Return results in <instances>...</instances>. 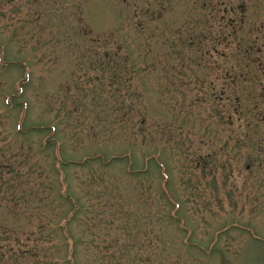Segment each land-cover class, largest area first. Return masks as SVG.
Returning a JSON list of instances; mask_svg holds the SVG:
<instances>
[{"label": "rangeland", "instance_id": "374dc122", "mask_svg": "<svg viewBox=\"0 0 264 264\" xmlns=\"http://www.w3.org/2000/svg\"><path fill=\"white\" fill-rule=\"evenodd\" d=\"M228 2L0 0V264H138L110 208L149 264H264V0Z\"/></svg>", "mask_w": 264, "mask_h": 264}, {"label": "trees", "instance_id": "16d2710c", "mask_svg": "<svg viewBox=\"0 0 264 264\" xmlns=\"http://www.w3.org/2000/svg\"><path fill=\"white\" fill-rule=\"evenodd\" d=\"M230 1L231 0H229V2ZM229 2H228V4H230ZM110 209H111V213H112V216H113V219H114L113 221L117 225L114 226L113 224H111V220H112L111 218H109V222H107L106 224H107V226L109 228L113 225L114 226L113 229L120 230V232H121V235L114 239L115 240L114 244H116L117 242L122 241L120 243V245L122 247L119 248L121 250V257L123 256L122 259L126 260L128 262L129 250H130L129 248H131V249H136L138 251V253H139L138 259L136 260V261H138L137 262L138 264H149L151 259L154 257V254H155L154 250H151L152 248L148 249L149 244H152V242H153V240H152V232L148 233L146 231V233H145L146 241L144 243V247H142V236H143V233L145 231H144V229L141 230V229H134L133 228L135 230V238L134 239H136L137 234L140 235V239L139 240H135V241L132 242V239H131L132 236H131V233H130V228H132V227L130 226L129 222L126 221L125 224L117 223V216L115 217V214L113 213V209L112 208H110ZM78 212H80V211H78V210L75 211L76 214H78ZM124 214L126 215L125 212H124ZM71 220H73V218ZM153 239H154L155 243L158 244L160 242V244L162 245V239L161 238L154 237ZM0 253H1V249H0ZM26 253L27 252L25 251V252H23L21 254L25 255ZM34 254H35L34 256L36 257L37 252H34ZM22 255L18 254L17 259H15L16 262H19L22 258H24ZM74 257H75V253H74V250H72L71 253H70V259H72V263L71 264H73Z\"/></svg>", "mask_w": 264, "mask_h": 264}]
</instances>
